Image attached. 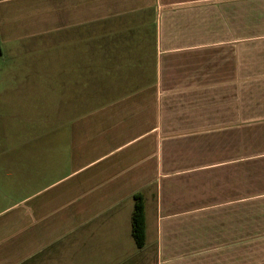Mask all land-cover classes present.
I'll use <instances>...</instances> for the list:
<instances>
[{"label": "crops", "instance_id": "obj_1", "mask_svg": "<svg viewBox=\"0 0 264 264\" xmlns=\"http://www.w3.org/2000/svg\"><path fill=\"white\" fill-rule=\"evenodd\" d=\"M0 37L46 39L48 72L47 110L0 134V264H247L251 126L264 215V0H0Z\"/></svg>", "mask_w": 264, "mask_h": 264}, {"label": "rangeland", "instance_id": "obj_2", "mask_svg": "<svg viewBox=\"0 0 264 264\" xmlns=\"http://www.w3.org/2000/svg\"><path fill=\"white\" fill-rule=\"evenodd\" d=\"M255 10L254 7L248 8V15L256 14ZM247 25L248 36L258 37V24ZM250 44L248 65L257 67L258 49ZM256 74L258 71H248V79ZM47 78L46 39L3 41L0 37V134L2 129H29L34 112L47 110ZM28 80L36 86L25 83ZM12 81H17L19 86L8 87L7 84ZM255 82L254 79L248 81V110L256 108L249 112L251 115L258 113V101L250 102L254 99L249 98L255 94L258 100V88L249 86ZM247 142V264H258V222L264 224V215H258V126L248 127Z\"/></svg>", "mask_w": 264, "mask_h": 264}, {"label": "trees", "instance_id": "obj_3", "mask_svg": "<svg viewBox=\"0 0 264 264\" xmlns=\"http://www.w3.org/2000/svg\"><path fill=\"white\" fill-rule=\"evenodd\" d=\"M135 205L132 215V235L138 248L145 245L146 220L144 201L141 196H135Z\"/></svg>", "mask_w": 264, "mask_h": 264}]
</instances>
